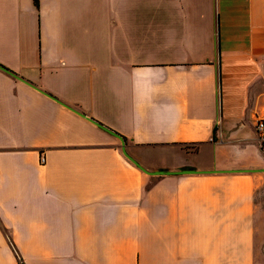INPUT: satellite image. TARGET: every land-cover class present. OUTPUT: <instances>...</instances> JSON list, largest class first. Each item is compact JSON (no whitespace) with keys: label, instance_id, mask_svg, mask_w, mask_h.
<instances>
[{"label":"crops","instance_id":"crops-1","mask_svg":"<svg viewBox=\"0 0 264 264\" xmlns=\"http://www.w3.org/2000/svg\"><path fill=\"white\" fill-rule=\"evenodd\" d=\"M261 121L264 0H0V264H263Z\"/></svg>","mask_w":264,"mask_h":264},{"label":"water","instance_id":"water-1","mask_svg":"<svg viewBox=\"0 0 264 264\" xmlns=\"http://www.w3.org/2000/svg\"><path fill=\"white\" fill-rule=\"evenodd\" d=\"M12 73V72H10ZM13 74V73H12ZM14 75V74H13ZM16 77H19L16 75ZM20 78V77H19ZM94 121V120H93ZM97 125H99L100 127H102L104 130L110 132L111 134L115 135L116 137H118L121 141V147L122 150L124 152V154L133 162L135 163L140 169H142L144 172L149 173V174H156V175H160V174H176V173H189V172H205V171H200V170H180V171H149L146 168H144L135 158H133L126 150V141L124 139V137L122 135H120L119 133L113 131L112 129L104 126L103 124L94 121Z\"/></svg>","mask_w":264,"mask_h":264},{"label":"rangeland","instance_id":"rangeland-1","mask_svg":"<svg viewBox=\"0 0 264 264\" xmlns=\"http://www.w3.org/2000/svg\"><path fill=\"white\" fill-rule=\"evenodd\" d=\"M259 186V193L264 197V179H261L260 182H258ZM260 253L262 255V258L264 259V240L260 242L259 244ZM264 264V263H263Z\"/></svg>","mask_w":264,"mask_h":264},{"label":"built area","instance_id":"built-area-1","mask_svg":"<svg viewBox=\"0 0 264 264\" xmlns=\"http://www.w3.org/2000/svg\"><path fill=\"white\" fill-rule=\"evenodd\" d=\"M263 126H264V122H263V121L259 122V124H258V128H259V129H262ZM42 159L44 160V158H42ZM20 264H21V263H20Z\"/></svg>","mask_w":264,"mask_h":264},{"label":"trees","instance_id":"trees-1","mask_svg":"<svg viewBox=\"0 0 264 264\" xmlns=\"http://www.w3.org/2000/svg\"><path fill=\"white\" fill-rule=\"evenodd\" d=\"M38 0H36V3H37ZM126 139V138H125Z\"/></svg>","mask_w":264,"mask_h":264}]
</instances>
